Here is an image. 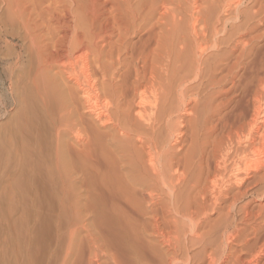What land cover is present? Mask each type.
<instances>
[{"label": "bare ground", "instance_id": "obj_1", "mask_svg": "<svg viewBox=\"0 0 264 264\" xmlns=\"http://www.w3.org/2000/svg\"><path fill=\"white\" fill-rule=\"evenodd\" d=\"M0 44V264H264V0H0Z\"/></svg>", "mask_w": 264, "mask_h": 264}, {"label": "rangeland", "instance_id": "obj_2", "mask_svg": "<svg viewBox=\"0 0 264 264\" xmlns=\"http://www.w3.org/2000/svg\"><path fill=\"white\" fill-rule=\"evenodd\" d=\"M193 1L194 0H182V2L184 3V7L185 8H187V9H191V5H192V3H193ZM187 2V3H186ZM186 3V4H185ZM190 3H191V5H190ZM188 4V5H187ZM220 10V9H219ZM219 12H221V15H222V17L225 19V20H227L228 18H227V16L225 17V12H223V10L221 9ZM222 12L224 13V15L222 14ZM7 48V46H4V44H0V134H2V133H5L6 134V132L9 130V126H10V128L12 127L11 126V123H13L14 121H12L13 119V117H15V111L16 110H13V108H12V106H11V103H12V99H10V97L12 96L11 95V91H10V88H9V86H10V78L8 79V77L10 76V70H9V68H10V64L12 63L11 62V60L12 61H14L13 60V57L11 56V53H12V49L9 47L8 49H10V51H11V53H9L8 54V52H9V50H7L6 49ZM8 55H10L11 57H9ZM5 57V58H4ZM9 57V58H8ZM4 58V59H3ZM4 60V61H3ZM11 62L10 64H9V62ZM5 62V63H4ZM7 62V63H6ZM5 65H4V64ZM6 64H8V67H6L7 65ZM2 70V71H1ZM6 70H9V71H6ZM7 72V73H6ZM9 72V73H8ZM22 72L24 73V74H22L21 72V75H20V77H18L17 76V79L18 78H20L19 80H18V82H16L17 83V88H18V93L20 92V93H22V91H23V94H26L27 92L26 91H28L26 88H27V84H25V73H27L26 71H23L22 70ZM19 73V74H20ZM7 75H8V77H7ZM22 76V77H21ZM8 79V80H7ZM17 79H16V81H17ZM3 80V81H2ZM20 81V82H19ZM24 82V83H23ZM21 86V87H20ZM23 86H26V88L25 87H23ZM20 88H25V91H24V89H20ZM30 91V90H29ZM31 92V91H30ZM29 92V93H30ZM9 96V97H8ZM8 97V98H7ZM12 98V97H11ZM31 99L29 100V98H28V101L29 102H31V101H33V99H32V97H30ZM9 102V103H8ZM34 102V101H33ZM31 103V105L33 106V104L34 103ZM10 105V106H9ZM30 106V105H29ZM28 105H27V107H28V110L30 109V107H29ZM9 108V109H8ZM31 109H34L36 112H38V110H37V108H35V105L33 106V108H31ZM34 110H29V111H31V112H35ZM3 114V115H2ZM37 114H39V112L37 113ZM35 115V114H34ZM36 116V115H35ZM41 113H40V115H38V116H36L38 119H40L41 117ZM11 117V118H10ZM40 117V118H39ZM10 118V119H9ZM5 124V126H3ZM13 125V124H12ZM3 126V127H2ZM8 133V132H7ZM2 135H4V134H2ZM2 135H0V138H1V136ZM3 137V136H2ZM0 185L2 186V187H0V215L2 216V213H1V209L3 208V207H7L8 206V203H9V195H7L6 193L7 192H5L6 190L5 189H3L4 188V185L3 184H1L0 183ZM4 195H5V197H4ZM4 197V198H3ZM250 197H252V199H250L249 200V198ZM257 197V198H256ZM8 200H7V199ZM254 198V199H253ZM256 198V199H255ZM252 200L254 201V202H252ZM246 201H250L251 202V204L252 205H250V209L252 210H254L255 209V207L253 206V204H255V205H257L258 207H256V210L257 209H259V207L264 203V199L261 197H258V196H247L242 202L244 203H246ZM259 201H260V204H259ZM4 205V206H3ZM6 205V206H5ZM2 206V207H1ZM252 206H253V208H252ZM256 210H254V211H256ZM4 218H3V216L2 217H0V240H1V238H3L4 237V235H5V232L7 233L8 232V226H7V223H6V221L5 220H3ZM2 220H3V222H2ZM3 224V225H2ZM5 224H6V226H5ZM6 230V231H5ZM55 224H50L49 226H48V229L46 230V232L43 234V235H41L40 236V238H41V240H42V244H45L44 246L42 245V246H39V249H40V247H41V251L40 250H38V253H39V255H40V258L38 259V256H37V260H41L40 262H41V264H60L61 262H62V260H63V257H64V252H65V248H66V246H65V244H64V242H61V244H59L58 243V239H57V237H56V233H55ZM5 231V232H4ZM85 234V233H84ZM2 236V237H1ZM21 244H20V246L23 248L24 246H26V243H25V241H21L20 242ZM19 245V244H18ZM24 245V246H23ZM40 251V252H39ZM51 254H55V256H51V260H50V262H49V259H48V257H50V255ZM38 255V254H37ZM19 256H21V257H19L18 258V260H20L19 261V263L21 264H27V260H26V262H24L25 261V259L24 258H26L27 259V254H26V249L25 248H23V250L20 252V255ZM46 256V257H45ZM46 258V259H45ZM24 259V260H23ZM10 261H11V258L9 259ZM17 260V261H18ZM61 260V261H60ZM106 259L104 258V257H101L100 258V262H104ZM23 261V262H22ZM59 261V262H58ZM38 262V261H37ZM40 262H38V264L40 263ZM43 262V263H42Z\"/></svg>", "mask_w": 264, "mask_h": 264}]
</instances>
